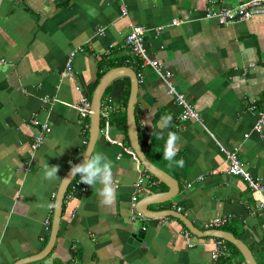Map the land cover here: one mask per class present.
I'll list each match as a JSON object with an SVG mask.
<instances>
[{"label":"crops","instance_id":"1","mask_svg":"<svg viewBox=\"0 0 264 264\" xmlns=\"http://www.w3.org/2000/svg\"><path fill=\"white\" fill-rule=\"evenodd\" d=\"M249 1L0 0V61L5 60L0 62V264L35 256L47 243L57 189L89 141L90 114L81 112L79 99L91 100L114 68L119 74L104 94V106L113 109L103 118L93 150L111 162L113 203L101 204L99 185L76 190L64 204L52 251L26 264H212L222 238L194 234L179 218H149L137 208L170 189L145 169L130 143L133 74L139 81L135 114L143 149L180 183L175 198L149 209L182 211L202 231L214 230L206 224L225 217L217 229L246 242L264 264L262 195L228 173L219 145H239L247 171L264 182V136L254 129L264 107V9L230 24L206 16L212 8ZM132 25L146 28L148 54L172 72L171 84L186 95L201 122L181 118L184 108L170 93L171 84L130 51L125 40ZM72 53L73 74L67 76ZM162 117H171L169 126ZM40 133L42 143L34 148ZM169 134L179 137L172 162L163 158ZM47 165L59 167L52 181L43 179ZM140 177L143 189L137 193ZM71 191L72 186L67 194ZM142 223L144 247L133 237ZM224 240L227 253L219 264H247L239 248Z\"/></svg>","mask_w":264,"mask_h":264},{"label":"water","instance_id":"2","mask_svg":"<svg viewBox=\"0 0 264 264\" xmlns=\"http://www.w3.org/2000/svg\"><path fill=\"white\" fill-rule=\"evenodd\" d=\"M264 6H258L253 8V12L257 13L260 10L262 11ZM116 74H119V70L117 68L109 70L100 80L98 83L96 90L92 96L91 99V113H90V136L88 145L85 152L89 153L94 150L98 139L100 137L101 131H102V121H103V109H104V94L106 87L110 83L113 77L116 76ZM132 79V89L130 92L129 102H128V108H127V119H128V135L130 139L131 146L136 153L137 157L141 161L142 165L145 167V169L150 172L153 176L157 177L160 181H162L164 184H166L169 187V192L167 193H161V194H153L154 196H151L149 198H146L142 200L138 205L137 208L139 211L144 214L146 217L152 218V217H163V216H174L176 218H179L182 220L185 225L191 230L192 233L197 234L200 236H214V237H220L223 239L228 240L229 242L235 244L241 253L243 254L245 261L247 264H260L256 258V255L252 248L243 240L238 239L230 232H227L222 229H214V230H208V231H202L200 230L193 222H189L188 218L185 216V214L182 211L177 210H159V211H152L149 209V206L152 203H161L165 201H170L173 198H175L176 195H178L180 191V183L179 181L169 174L167 171L159 167L155 162H153L149 156L145 153L143 146L141 144L140 135H139V129L138 124L136 120V114H135V104L137 101V91H138V77L133 74L131 76ZM84 152V153H85ZM83 160L82 157L75 163L79 164ZM71 167L64 175L62 181L60 182V185L57 189L56 193V201H55V209L53 214V223L52 228L50 231V237L45 244L44 248L40 251L39 254L32 256V257H25L17 261L15 264H26L29 262H33L35 260L45 258L53 249V246L58 238L59 229L61 226L63 211H64V204H65V196L67 194L68 188L71 184V182L75 179L70 174ZM153 200L151 201V199ZM157 213V214H152ZM144 227V223H142L141 228L138 232H135L133 234V237L136 239V241L142 243L143 247L146 245V228Z\"/></svg>","mask_w":264,"mask_h":264},{"label":"built area","instance_id":"3","mask_svg":"<svg viewBox=\"0 0 264 264\" xmlns=\"http://www.w3.org/2000/svg\"><path fill=\"white\" fill-rule=\"evenodd\" d=\"M262 2L264 0H252L247 3H242L237 7H227L222 6L218 9H210L208 10L206 16L209 18H215L220 24H230L235 22L244 21L246 19H250L253 15V8L261 6ZM124 13L126 14V9H123ZM176 23H179V20L175 21ZM145 34H146V28L142 25H132L131 30L129 31L128 35L126 36V45L129 47L130 51L137 57L144 60L145 63L150 64L161 76V78L166 81L167 83L171 84L170 79L172 77V72L170 70H164L162 67L161 62H159L157 59L151 58V56L148 54L147 48L145 46ZM74 53H72L67 61L66 64V74L67 76L72 75V62ZM5 60H1L0 62H3ZM170 93H173L177 99V101L183 106V112L181 114V118L183 119H195L197 121H202L201 115L197 111V109L194 108L193 104L187 100V97L184 93H180L177 91L176 87L171 84L169 86ZM77 89L80 91V86H77ZM80 102V110L84 115L91 113V100L88 99L86 96H82L79 99ZM112 106L110 104L105 105L103 109V118L109 119V114L112 110ZM35 123H37V120H35ZM255 131L260 134L261 136H264V107L260 109L257 115V122L254 126ZM42 130L44 132H49L50 127L47 124H44L42 127ZM248 136L249 134H245ZM43 140V133L35 134L34 135V148H37L40 146ZM220 150L223 152L227 162H228V173L231 175L241 176L245 180L248 181L250 186L253 189H256L258 192L262 195V200L259 203V208L264 212V182L262 180L256 179L250 174L245 165L243 164L241 158H240V149L241 147L239 145L234 146L232 148H228L224 146L223 144L219 143ZM79 179H74L72 183V191L70 194H66L65 196V203L70 201L72 198L74 192L76 190L85 191L87 189V186L83 183L79 182ZM143 183L144 178L140 177L139 180L136 183L137 193L140 192L143 189ZM134 207L136 202L138 201V194H135L132 198ZM227 222V218L225 217H218L212 220L211 222L207 223L206 226L208 229H217L221 228L225 223ZM186 234L188 236L192 235L190 231H187ZM227 242L222 239H217L216 245L211 253L212 257V264H219V260L222 257L226 256L227 253Z\"/></svg>","mask_w":264,"mask_h":264},{"label":"clouds","instance_id":"4","mask_svg":"<svg viewBox=\"0 0 264 264\" xmlns=\"http://www.w3.org/2000/svg\"><path fill=\"white\" fill-rule=\"evenodd\" d=\"M164 126L167 127L170 125L171 117L164 118ZM150 123V122H149ZM150 126L155 130V125L150 123ZM179 137L169 134L166 141L163 158L166 161L172 162L177 155L176 152V141ZM83 160L79 164H72L70 174L73 178L76 176L80 177V183L86 184L92 188H95L99 185L98 197L102 205L111 206L114 200V176L112 172L111 162L107 156L103 153L91 151L89 153H82ZM181 166L183 161L179 162ZM59 167L58 166H49L47 165L43 170V179L52 181L58 175ZM51 207V205H50Z\"/></svg>","mask_w":264,"mask_h":264},{"label":"trees","instance_id":"5","mask_svg":"<svg viewBox=\"0 0 264 264\" xmlns=\"http://www.w3.org/2000/svg\"><path fill=\"white\" fill-rule=\"evenodd\" d=\"M129 93H130V90H129V92H128V95H129ZM164 140L166 141V139H164ZM143 148H144V147H143ZM149 152L151 153V151H149ZM146 154H147V153H146ZM149 157H150L151 159L153 158V160H154V157H153V154H152V153L149 155ZM71 186H72V183L70 184L68 190H70ZM67 193H68V191H67ZM230 244H231V243H230ZM231 245H233V244H231Z\"/></svg>","mask_w":264,"mask_h":264}]
</instances>
